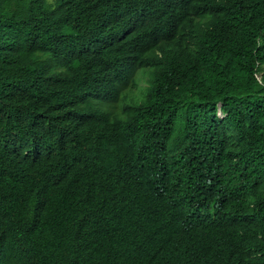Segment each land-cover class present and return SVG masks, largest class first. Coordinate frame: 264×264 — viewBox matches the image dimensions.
<instances>
[{"label": "trees", "instance_id": "16d2710c", "mask_svg": "<svg viewBox=\"0 0 264 264\" xmlns=\"http://www.w3.org/2000/svg\"><path fill=\"white\" fill-rule=\"evenodd\" d=\"M173 188L264 206V0H0V264H194Z\"/></svg>", "mask_w": 264, "mask_h": 264}, {"label": "clouds", "instance_id": "9594fccd", "mask_svg": "<svg viewBox=\"0 0 264 264\" xmlns=\"http://www.w3.org/2000/svg\"><path fill=\"white\" fill-rule=\"evenodd\" d=\"M125 76L129 80L121 85V98L146 88L152 82L153 72L143 65ZM144 78L146 86L142 88L139 83ZM237 197L242 199L241 204ZM263 215L264 206L235 191L233 195L226 189L218 196L197 197L192 191L178 194L177 188H173L163 204L158 224L165 236L171 229L177 231L182 238V256L194 264H214L216 253L229 254L227 258L232 264H241V256L257 248H250L248 243H264ZM188 236L191 242H187Z\"/></svg>", "mask_w": 264, "mask_h": 264}, {"label": "rangeland", "instance_id": "374dc122", "mask_svg": "<svg viewBox=\"0 0 264 264\" xmlns=\"http://www.w3.org/2000/svg\"><path fill=\"white\" fill-rule=\"evenodd\" d=\"M140 86L142 87V88H144L145 86H146V78H144V79H142V80H140Z\"/></svg>", "mask_w": 264, "mask_h": 264}]
</instances>
